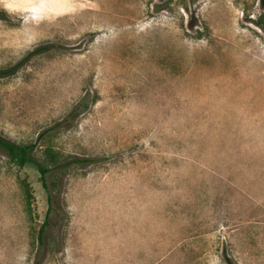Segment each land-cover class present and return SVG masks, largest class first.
<instances>
[{
    "label": "rangeland",
    "instance_id": "obj_1",
    "mask_svg": "<svg viewBox=\"0 0 264 264\" xmlns=\"http://www.w3.org/2000/svg\"><path fill=\"white\" fill-rule=\"evenodd\" d=\"M37 47L0 136L88 160L46 177L41 264H264V0H0V69ZM47 210L0 150V264Z\"/></svg>",
    "mask_w": 264,
    "mask_h": 264
},
{
    "label": "trees",
    "instance_id": "obj_2",
    "mask_svg": "<svg viewBox=\"0 0 264 264\" xmlns=\"http://www.w3.org/2000/svg\"><path fill=\"white\" fill-rule=\"evenodd\" d=\"M46 49L47 47H37L35 48L34 51L30 52L27 56H25L22 60H20L14 66L6 68V69H0V78L11 76L33 54L42 52ZM34 149H35V146L32 143H16L14 141H10L0 136V150L6 155L9 161L13 163L14 165H16L17 167H23L29 164L35 166L38 172V175H39V181L41 183V186L43 187V189L46 191V194H47L48 210L46 213V218L40 224L39 228L35 230V238L38 244V248H37L38 251H37V255L34 259L33 264H41L42 263L41 251H42V246L44 243L43 235L45 232V228L48 225L47 215H48V211H50L51 202H52V197H51V193L48 188V185H47L46 177L49 173L60 170L61 168H65L73 163L84 164L88 162V160L87 159H73L70 161L61 162L59 153H57L50 146H46L43 149L42 154H41L42 159L39 160L34 156ZM21 185L24 190L23 191L24 196H25L24 198L29 207L30 199H31V193L29 192V186L25 182H22ZM225 261L227 262V264H232V262L227 258L225 259Z\"/></svg>",
    "mask_w": 264,
    "mask_h": 264
}]
</instances>
